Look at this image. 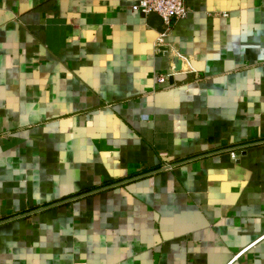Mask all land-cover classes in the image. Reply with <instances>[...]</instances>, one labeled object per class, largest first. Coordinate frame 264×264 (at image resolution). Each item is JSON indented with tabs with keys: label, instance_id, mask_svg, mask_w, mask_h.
I'll use <instances>...</instances> for the list:
<instances>
[{
	"label": "crops",
	"instance_id": "0c3cea01",
	"mask_svg": "<svg viewBox=\"0 0 264 264\" xmlns=\"http://www.w3.org/2000/svg\"><path fill=\"white\" fill-rule=\"evenodd\" d=\"M140 1L0 0V264H264V0Z\"/></svg>",
	"mask_w": 264,
	"mask_h": 264
},
{
	"label": "built area",
	"instance_id": "2783aa9c",
	"mask_svg": "<svg viewBox=\"0 0 264 264\" xmlns=\"http://www.w3.org/2000/svg\"><path fill=\"white\" fill-rule=\"evenodd\" d=\"M133 9L144 14H155L161 19L163 31L156 39L155 50L157 53L162 54L166 53V50L163 49L164 38L170 34L172 23L184 19L188 13L185 0H141ZM165 81V77L160 76L158 78L159 83H164Z\"/></svg>",
	"mask_w": 264,
	"mask_h": 264
}]
</instances>
